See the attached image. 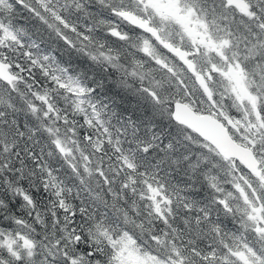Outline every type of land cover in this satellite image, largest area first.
Here are the masks:
<instances>
[{
  "label": "snow or ice",
  "instance_id": "6c2138e0",
  "mask_svg": "<svg viewBox=\"0 0 264 264\" xmlns=\"http://www.w3.org/2000/svg\"><path fill=\"white\" fill-rule=\"evenodd\" d=\"M0 264H264V0H0Z\"/></svg>",
  "mask_w": 264,
  "mask_h": 264
}]
</instances>
